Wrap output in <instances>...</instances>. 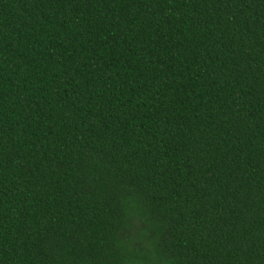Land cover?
<instances>
[{
  "label": "trees",
  "instance_id": "16d2710c",
  "mask_svg": "<svg viewBox=\"0 0 264 264\" xmlns=\"http://www.w3.org/2000/svg\"><path fill=\"white\" fill-rule=\"evenodd\" d=\"M0 264H264V0H0Z\"/></svg>",
  "mask_w": 264,
  "mask_h": 264
}]
</instances>
